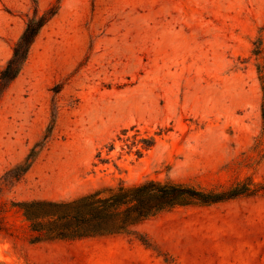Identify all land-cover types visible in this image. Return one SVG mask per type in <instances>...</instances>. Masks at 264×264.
I'll return each instance as SVG.
<instances>
[{
  "label": "rangeland",
  "instance_id": "1",
  "mask_svg": "<svg viewBox=\"0 0 264 264\" xmlns=\"http://www.w3.org/2000/svg\"><path fill=\"white\" fill-rule=\"evenodd\" d=\"M53 5L0 99V178L29 165L0 204L70 200L119 181L264 182V0H0V71L33 9ZM131 127L160 133L138 160L116 139ZM139 230L149 247L127 235H0V264H264L263 196L179 208Z\"/></svg>",
  "mask_w": 264,
  "mask_h": 264
},
{
  "label": "trees",
  "instance_id": "2",
  "mask_svg": "<svg viewBox=\"0 0 264 264\" xmlns=\"http://www.w3.org/2000/svg\"><path fill=\"white\" fill-rule=\"evenodd\" d=\"M58 6L39 13L35 7L24 30L12 48V55L0 71V99L17 78L26 63L32 44L41 29L57 13ZM258 51L255 54H259ZM262 84L261 139L264 144V65L259 71ZM133 135L128 136V132ZM160 133L142 135L135 127L124 129L116 136L122 143L121 151L133 154L136 160L154 147ZM125 137V138H122ZM114 140L108 152L115 149ZM101 152L98 153L99 158ZM106 163L105 160H100ZM28 166H19L4 173L2 187L18 182ZM263 196L264 182L254 183L246 178L228 186L203 189L196 186L146 180L127 185L119 181L115 187L96 190L84 196L60 201L30 200L0 204V235L30 244L43 242H77L105 236H133L149 247L139 230L144 223L179 208L209 206L239 197Z\"/></svg>",
  "mask_w": 264,
  "mask_h": 264
}]
</instances>
